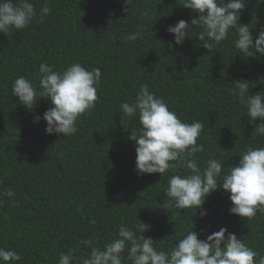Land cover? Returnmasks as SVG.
<instances>
[{
  "label": "trees",
  "instance_id": "obj_1",
  "mask_svg": "<svg viewBox=\"0 0 264 264\" xmlns=\"http://www.w3.org/2000/svg\"><path fill=\"white\" fill-rule=\"evenodd\" d=\"M32 2L37 9L47 3L50 15L23 31L0 33V193L12 189L16 201L0 195V248L17 251L18 264H58L61 252L75 249V264H81L90 249L77 247L79 241L91 237L102 247L121 223L138 217L151 226L145 235L157 248L170 250L191 230L192 213L178 217L174 208H162L167 178L176 173L137 175L129 137L141 125L120 105L147 84L182 121L203 122L198 142L204 151L196 154L201 166L212 157L227 170L238 164L243 145L264 147V136L253 134L246 108L233 95L236 81L249 82L250 94L264 91V57L237 54L231 41L209 53L195 38L197 30L175 45L167 27L197 15L182 0H136L128 12L123 0ZM239 23L255 36L264 28V3L248 0ZM131 33L142 35L122 40ZM42 62L57 71L77 62L101 69L99 100L72 137L46 134L48 99L30 110L13 97L12 83L21 75L38 85ZM228 196L213 192L203 206L207 216L198 211L192 217L194 230H202L198 238L223 227L264 255V213L250 221L230 214Z\"/></svg>",
  "mask_w": 264,
  "mask_h": 264
},
{
  "label": "clouds",
  "instance_id": "obj_2",
  "mask_svg": "<svg viewBox=\"0 0 264 264\" xmlns=\"http://www.w3.org/2000/svg\"><path fill=\"white\" fill-rule=\"evenodd\" d=\"M135 2L123 0L124 10L128 12L127 6L132 7ZM247 2L182 0V7L197 15L190 22L179 20L166 31L174 36L175 45H184L191 39L189 34L197 30L195 38L209 53H216L217 46L231 41L237 54L264 57V28L254 36L249 25L239 23ZM257 3H264V0H257ZM50 13L47 3L37 9L32 0H0V33L28 29L34 22L42 23ZM142 15L148 16V13ZM139 35L142 34L131 33L122 40L135 41ZM38 76V85L23 75L16 78L12 83L13 97L30 110L40 99H48L50 106L42 117L46 122V134L74 136L81 117L94 110L99 100L101 69L89 71L77 62L57 71L55 65L42 62ZM234 84L233 95L246 108L248 123L255 128L253 134L264 136V91L250 94L249 82L236 81ZM120 108L127 117H138L141 125L139 134L132 130L129 137L136 145L137 175L158 173L162 177L169 172L176 173L167 178L163 193L167 200L162 208H174L178 217L181 211L185 215L191 212L192 228L186 235L177 236L170 250L158 249L155 241L145 235L151 226L137 217L132 224L121 223L102 247L91 237L79 241L77 247L83 244L90 249L86 257L80 258L81 264H125L126 261L130 264H264V255L226 228L221 227L206 239H199L202 230H194L192 219L198 211L201 218L207 216L203 206L207 198L220 189L229 194L230 214L250 221L257 213H264V147L243 145L238 153V164L229 165L227 170L224 162L212 157L201 166L196 154L204 151L198 142L204 130L203 122L182 121L147 84H142L135 98L122 102ZM40 119L35 116L33 123ZM0 195L12 199L15 193L8 189ZM12 203H16L15 199ZM74 252L75 249L61 252L58 264H75ZM21 259L17 251L0 248V264H18Z\"/></svg>",
  "mask_w": 264,
  "mask_h": 264
}]
</instances>
